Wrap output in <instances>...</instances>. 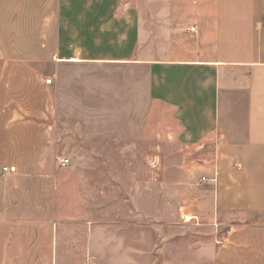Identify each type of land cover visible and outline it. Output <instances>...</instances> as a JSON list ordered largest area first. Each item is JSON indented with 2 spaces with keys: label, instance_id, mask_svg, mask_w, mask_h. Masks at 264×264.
Here are the masks:
<instances>
[{
  "label": "crops",
  "instance_id": "obj_1",
  "mask_svg": "<svg viewBox=\"0 0 264 264\" xmlns=\"http://www.w3.org/2000/svg\"><path fill=\"white\" fill-rule=\"evenodd\" d=\"M64 124L89 146L168 128L183 151L158 168L155 226L198 220L221 236L208 264H264V0H170L150 16L140 0H0V177L5 219L20 220L0 227L28 223L11 198L52 202Z\"/></svg>",
  "mask_w": 264,
  "mask_h": 264
},
{
  "label": "rangeland",
  "instance_id": "obj_2",
  "mask_svg": "<svg viewBox=\"0 0 264 264\" xmlns=\"http://www.w3.org/2000/svg\"><path fill=\"white\" fill-rule=\"evenodd\" d=\"M140 1L150 16L153 4L170 0ZM63 129L66 138L60 143L65 152L58 156L69 157L70 165L58 175L52 202H44L43 196L24 204L11 198L10 216L22 206L28 223L22 228L0 227V264L211 263L213 255L206 249L218 243L220 234L204 235L198 220L191 226L193 220L186 223L181 215L161 220V231L155 226L153 211L156 205L161 208L156 200L165 194L158 168L169 158L180 160L183 151L168 139V128L140 144L91 146L82 142L77 128L64 124ZM4 183L0 177V221L18 224L16 215L5 219ZM30 223L41 225L33 230ZM203 238L209 241L201 243ZM29 239L31 250L24 249L30 246Z\"/></svg>",
  "mask_w": 264,
  "mask_h": 264
},
{
  "label": "built area",
  "instance_id": "obj_3",
  "mask_svg": "<svg viewBox=\"0 0 264 264\" xmlns=\"http://www.w3.org/2000/svg\"><path fill=\"white\" fill-rule=\"evenodd\" d=\"M57 161H58L59 165L62 167H66L70 164V158L66 157V156L58 158ZM5 169H7V168H5ZM203 180L208 181V179H206L205 177H203ZM211 181L215 182L216 179H212Z\"/></svg>",
  "mask_w": 264,
  "mask_h": 264
},
{
  "label": "bare ground",
  "instance_id": "obj_4",
  "mask_svg": "<svg viewBox=\"0 0 264 264\" xmlns=\"http://www.w3.org/2000/svg\"><path fill=\"white\" fill-rule=\"evenodd\" d=\"M185 218L187 219V221L191 220L190 216H188V215H185Z\"/></svg>",
  "mask_w": 264,
  "mask_h": 264
}]
</instances>
